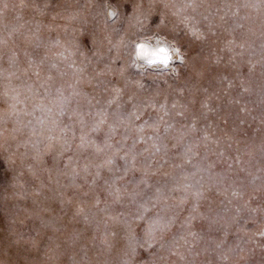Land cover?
<instances>
[{
  "label": "rangeland",
  "instance_id": "374dc122",
  "mask_svg": "<svg viewBox=\"0 0 264 264\" xmlns=\"http://www.w3.org/2000/svg\"><path fill=\"white\" fill-rule=\"evenodd\" d=\"M0 264H264V0H0Z\"/></svg>",
  "mask_w": 264,
  "mask_h": 264
},
{
  "label": "clouds",
  "instance_id": "9594fccd",
  "mask_svg": "<svg viewBox=\"0 0 264 264\" xmlns=\"http://www.w3.org/2000/svg\"><path fill=\"white\" fill-rule=\"evenodd\" d=\"M137 47L139 49L138 56L147 58L149 64H154L157 60L163 63L166 59V53L161 51L163 48L159 49V52L152 53L147 50L144 43L139 44Z\"/></svg>",
  "mask_w": 264,
  "mask_h": 264
},
{
  "label": "bare ground",
  "instance_id": "6f19581e",
  "mask_svg": "<svg viewBox=\"0 0 264 264\" xmlns=\"http://www.w3.org/2000/svg\"><path fill=\"white\" fill-rule=\"evenodd\" d=\"M111 7V6H110ZM113 13V12H112ZM140 43H144L145 44V47L147 48V50L149 51V52H152V53H156L157 51H158V48H161V46H163L162 48H164L165 49V45H156V44H154V43H151V42H148V41H141ZM137 53H139V49H138V47H136V52H135V57H136V59L139 61V62H141V63H144V64H146V65H149V66H153V67H155V68H160V66H161V62L159 61V60H157V62L156 63H154V64H149L148 62H147V58H145V57H140V56H138V54ZM159 63V64H158ZM52 78H53V76H52ZM70 115V114H69ZM59 120H61V119H59ZM38 134V133H37Z\"/></svg>",
  "mask_w": 264,
  "mask_h": 264
},
{
  "label": "snow or ice",
  "instance_id": "6c2138e0",
  "mask_svg": "<svg viewBox=\"0 0 264 264\" xmlns=\"http://www.w3.org/2000/svg\"><path fill=\"white\" fill-rule=\"evenodd\" d=\"M161 51H163V52H165L166 53V50H164V49H162ZM166 56H167V54H166ZM167 58L163 61V63H165V64H167Z\"/></svg>",
  "mask_w": 264,
  "mask_h": 264
},
{
  "label": "water",
  "instance_id": "95a60500",
  "mask_svg": "<svg viewBox=\"0 0 264 264\" xmlns=\"http://www.w3.org/2000/svg\"><path fill=\"white\" fill-rule=\"evenodd\" d=\"M139 44H141V43H139ZM139 44H138V45H139ZM162 47H163V46H161V48H162Z\"/></svg>",
  "mask_w": 264,
  "mask_h": 264
}]
</instances>
